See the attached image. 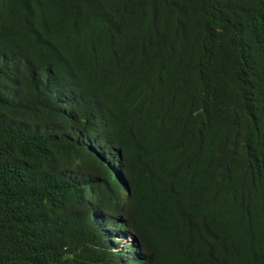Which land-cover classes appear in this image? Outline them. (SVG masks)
Segmentation results:
<instances>
[{
	"label": "trees",
	"instance_id": "1",
	"mask_svg": "<svg viewBox=\"0 0 264 264\" xmlns=\"http://www.w3.org/2000/svg\"><path fill=\"white\" fill-rule=\"evenodd\" d=\"M0 264H264V0H0Z\"/></svg>",
	"mask_w": 264,
	"mask_h": 264
},
{
	"label": "clouds",
	"instance_id": "2",
	"mask_svg": "<svg viewBox=\"0 0 264 264\" xmlns=\"http://www.w3.org/2000/svg\"><path fill=\"white\" fill-rule=\"evenodd\" d=\"M127 239L130 240V242L133 243L132 247L131 248H128V252L131 253L133 251V247L136 246V244H137L138 241L133 240L132 236L130 238L127 237ZM124 243H125V241H124Z\"/></svg>",
	"mask_w": 264,
	"mask_h": 264
}]
</instances>
